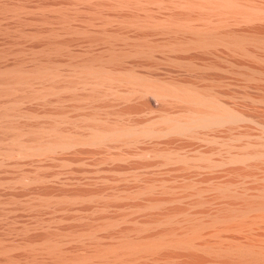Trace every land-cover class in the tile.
Segmentation results:
<instances>
[{
    "label": "rangeland",
    "instance_id": "1",
    "mask_svg": "<svg viewBox=\"0 0 264 264\" xmlns=\"http://www.w3.org/2000/svg\"><path fill=\"white\" fill-rule=\"evenodd\" d=\"M130 262L264 264V0H0V264Z\"/></svg>",
    "mask_w": 264,
    "mask_h": 264
},
{
    "label": "bare ground",
    "instance_id": "2",
    "mask_svg": "<svg viewBox=\"0 0 264 264\" xmlns=\"http://www.w3.org/2000/svg\"><path fill=\"white\" fill-rule=\"evenodd\" d=\"M215 34V33H214ZM213 34V35H214ZM228 39L227 38H225L224 36H220V35H215L214 37L213 36H211V35H208V34H205V32L204 33H196L195 34V36L193 37V38H191L190 40H187L190 44H193V45H199V46H205V45H208V44H217L218 42L220 43V42H226ZM188 43V44H189ZM218 43V44H219ZM217 44V45H218ZM201 235V234H200ZM197 236V235H196ZM200 237V236H199ZM185 238V237H184ZM194 236H193V240H194ZM197 238V237H196ZM168 239V238H167ZM189 239H190V237H189ZM192 239V238H191ZM199 239V238H198ZM164 240V239H163ZM159 241H162V240H159ZM165 241V240H164ZM195 241V240H194ZM194 241H192V243L194 242ZM148 242V241H147ZM155 242H158V241H155ZM154 242V243H155ZM167 242V241H166ZM166 242H165V244H166ZM169 242H171V241H169ZM179 242V241H178ZM187 242V241H186ZM146 243V242H145ZM160 243V242H159ZM158 243V244H159ZM168 243V242H167ZM172 243V242H171ZM170 243V244H171ZM175 242H173L172 244H174ZM180 243V242H179ZM185 242H183V244H184ZM188 243V242H187ZM187 243H185V245H188ZM190 241H189V244H192ZM195 243V242H194ZM142 244V246L144 247V243L142 242L141 243ZM147 244V243H146ZM150 244V243H149ZM162 244H164V242H162ZM161 244V245H162ZM196 244V243H195ZM132 245V249H133V246H134V249H136V248H138L137 246H136V243L135 244H131ZM153 245H155V244H153ZM167 245H169V244H167ZM192 245H194V244H192ZM201 245V244H200ZM200 245H198V246H200ZM129 246V245H128ZM139 246V245H138ZM147 246V245H146ZM145 246V247H146ZM150 247H153V246H151V245H149ZM165 246V245H164ZM119 247V246H118ZM121 247V246H120ZM123 247H124V245H123ZM136 247V248H135ZM156 247V246H155ZM189 247H191L190 245H189ZM204 247V246H203ZM255 247V246H254ZM122 248V247H121ZM157 248H159L158 247V245H157ZM197 248V247H196ZM200 248V247H199ZM202 248V247H201ZM206 248V247H205ZM246 248V247H245ZM258 248V247H257ZM114 250H115V248H113ZM120 249V248H119ZM131 248H130V246H129V250H130ZM142 249V248H141ZM141 249H139L140 251H141ZM144 249V248H143ZM154 249V248H153ZM152 249V250H153ZM212 249V248H211ZM252 249V248H251ZM250 249V250H251ZM121 250V249H120ZM126 250V249H125ZM124 250V251H125ZM213 250V249H212ZM116 251V250H115ZM115 251H113V252H115ZM128 251V250H127ZM131 251V250H130ZM240 251V250H239ZM246 251V250H245ZM261 251V250H260ZM236 252V251H235ZM242 252V251H241ZM122 253V252H121ZM127 253V252H126ZM140 253V252H139ZM243 253V252H242ZM256 253V252H255ZM260 253V252H259ZM101 254H102V252H101ZM115 254V253H114ZM123 254H124V252H123ZM246 254V253H245ZM244 254V255H245ZM111 255H112V253H111ZM117 255H118V253H117ZM129 255V254H128ZM145 255V254H144ZM238 255V254H237ZM236 255V256H237ZM126 255H124V257H125ZM130 256V255H129ZM260 256V255H259ZM119 257H121V256H119ZM133 257V256H132ZM138 257V256H137ZM238 257V256H237ZM245 257V256H244ZM243 257V258H244ZM130 258V257H129ZM242 258V257H241ZM119 259V258H118ZM121 259V258H120ZM125 259V258H124ZM115 260H116V258H115ZM122 260V259H121ZM121 260H119L118 262H120ZM83 261V260H82ZM127 261V260H126ZM75 262V261H74ZM78 262V261H77ZM127 263V262H126ZM237 263V262H236ZM81 264V263H80ZM129 264H132L131 262L129 263ZM248 264H250V263H248Z\"/></svg>",
    "mask_w": 264,
    "mask_h": 264
}]
</instances>
